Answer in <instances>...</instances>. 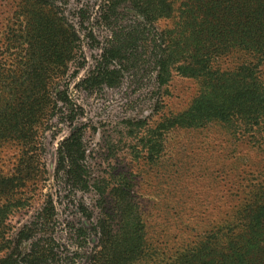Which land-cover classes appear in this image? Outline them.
I'll use <instances>...</instances> for the list:
<instances>
[{"label": "trees", "instance_id": "16d2710c", "mask_svg": "<svg viewBox=\"0 0 264 264\" xmlns=\"http://www.w3.org/2000/svg\"><path fill=\"white\" fill-rule=\"evenodd\" d=\"M21 2L26 23L32 26L35 57L28 68L0 66V147L20 146L18 163L9 173H0V264L70 262L55 236L54 200L41 194L45 166L32 161L44 151L42 136L55 116L63 114L73 126L81 114L69 78L83 64L78 60L84 36L103 52L97 67L81 81L87 88L117 85L122 76L118 61L135 52H151L160 86L175 73L200 82L190 106L166 118L158 131L219 121L236 124L239 132H259L264 141V131H258L264 122V0H101L94 14L83 6L76 21L61 0ZM169 20L174 21L171 26L157 25ZM95 24L105 27L104 42L95 35ZM235 52L242 54L235 56V65L223 67L221 60ZM74 63L79 65L70 73ZM155 148L154 144L148 152ZM84 158L81 128L74 127L58 147L56 176L65 175L74 186L88 188ZM96 189L101 204L107 186L97 184ZM32 199L42 201V206L32 220L15 228L12 215L26 209ZM117 205L124 209L125 225L115 233L105 217L99 220L95 228L99 242L89 264H135L149 252L136 200L128 193ZM158 264H264V181L253 185L246 203L223 224L171 261Z\"/></svg>", "mask_w": 264, "mask_h": 264}, {"label": "rangeland", "instance_id": "374dc122", "mask_svg": "<svg viewBox=\"0 0 264 264\" xmlns=\"http://www.w3.org/2000/svg\"><path fill=\"white\" fill-rule=\"evenodd\" d=\"M61 1L75 21L83 6H89L94 14L96 4L101 2ZM24 12L21 0H0V66L13 64L16 68L24 64L28 68L33 63L36 43ZM126 20L130 19L123 22ZM173 22L157 25L171 26ZM96 28L95 35L104 42L108 35L105 27ZM83 41L84 52L78 60L83 64L69 78L70 93L81 114L73 126L62 119L63 114L55 116L42 136L44 151L38 161H32L45 166L41 194L54 200L55 236L71 257L68 264H89L99 242L95 233L99 220L105 217L112 232L121 230L124 209L115 205L129 193L139 205L149 245L147 256L135 264L171 261L223 224L246 203L253 185L264 181L262 135L239 132L236 124L219 121L201 128L158 131L166 118L190 106L199 94L200 82L175 73L168 84L160 86L151 52H135L129 59L118 61L122 76L117 85L87 88L81 81L97 67L103 52L89 45L93 42L85 36ZM241 55L235 52L223 58L222 66H234L235 56ZM78 65L72 64L70 73ZM262 69L264 72V65ZM74 127L82 132L89 181L86 189L74 186L65 175L56 176L58 147ZM260 130L264 131V122ZM154 144L156 148L149 153ZM19 152L17 144L0 147L1 174L9 173L18 163ZM97 184L107 186L101 204ZM41 206L42 201L32 199L26 209L14 212L12 225L18 228L32 220ZM81 227L87 231L81 232Z\"/></svg>", "mask_w": 264, "mask_h": 264}]
</instances>
